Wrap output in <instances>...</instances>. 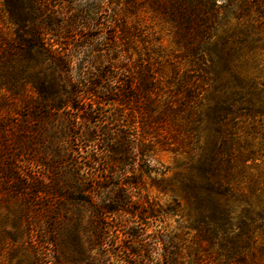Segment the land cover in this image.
<instances>
[{"label": "rangeland", "instance_id": "374dc122", "mask_svg": "<svg viewBox=\"0 0 264 264\" xmlns=\"http://www.w3.org/2000/svg\"><path fill=\"white\" fill-rule=\"evenodd\" d=\"M82 3L84 5L85 0ZM116 3L117 0H106L108 13L111 14L114 9L119 18L139 25L149 42V50H143L142 45L138 47L142 57L145 58L148 54L150 58L156 59L162 68L161 71L169 76L174 65L180 69L181 75L188 69L197 75L198 68H191V60L185 56L183 48L176 44L170 22L148 9H142L136 16H129L120 9L121 5L117 6ZM253 11H256L255 7ZM53 12L62 25L72 14L67 12L63 1L54 7ZM108 13L105 12L104 17L108 16ZM253 17L259 24V29L253 34L254 40H248V43L242 46L237 61L238 71L246 78H242L241 83L247 84L248 87L255 84L252 88L255 96L251 98L249 95L236 102L234 111L227 115L224 121V129H227L225 136L232 131L241 144L245 140L252 142L262 154L264 10L262 14L255 12ZM234 25L236 21L233 19L232 28ZM90 34L101 39L105 30L101 28ZM13 36L14 28L8 23L0 0V121L7 118L16 123L15 117L25 100L33 101L44 96L48 100L43 99V105L37 104L36 109L32 108L27 148L18 151L12 146L11 153L6 152L5 130L0 126V264H96L106 259H110L114 264H124L130 260L141 262L139 257L130 253L128 247L141 252L145 245L150 248L154 241L152 234L161 225H165L169 232L176 235V242L179 243L181 255L186 263L200 259L202 264H227L231 258L227 248L219 240L210 241L203 238L198 227L201 222L199 212L195 205L188 201L181 185L190 173L191 160L201 154V149L210 142L212 132L199 129L189 141L186 138L190 134L187 128L181 129L178 139L162 131L166 140L160 137V144L157 145L155 154L151 155L150 165L158 172L152 176L157 182L166 180V191H161L147 177L144 178L145 188L139 190L110 192L96 189L94 200L99 202L98 205L110 192L109 198L116 202L111 204L112 207L121 210L114 215L106 214V219L102 221L103 226L109 230L101 239L100 222L91 207V198L82 195L81 190L90 188L91 181L100 179L102 171L98 168L89 170L87 165L94 151L102 154L103 160L116 157L119 152L115 153L108 147H115L123 141L122 132H126L130 141L136 135L137 129L133 126L128 110H124L119 123H108L112 131L108 144L107 139L99 134L106 124V117L114 113L112 106L91 105L90 100L81 99V96L79 98L82 104L78 110L65 106L59 110L49 109V101L67 100L69 86L66 85V79L68 77L72 82L79 79L83 53L74 51L72 62L70 65L65 64L64 70L49 59L22 62L18 57L4 53ZM73 42L74 40L69 43ZM107 49L109 47L89 53L90 57H95V68L111 69V54ZM129 54L132 55V61L137 60L138 53L130 50ZM219 70L221 73L218 76L213 73H200L201 85L208 89L203 94L205 106H213L221 96L224 82L231 78L228 73ZM216 73H219L218 70ZM231 80L226 87L232 86L234 80ZM49 83H52L53 87H50ZM104 85L113 89L115 84L113 80H107ZM250 98L252 103L247 101ZM84 102H88V105H84ZM88 116L93 117L92 123L85 121ZM11 125L9 121V127ZM92 131L98 132V136L87 142L84 135ZM79 134L80 137L75 139V135ZM256 165L259 167L251 166L245 175L243 194L235 197L236 200L233 201L235 213L232 216L231 232L232 235H240L242 238L243 233L249 231L246 233L251 236L249 243L243 244L242 248L240 245L241 250L239 249L248 262L253 251L260 255V250L264 248V222L261 220V217H264V159ZM126 171V174L130 175V170ZM259 173L263 175L258 177ZM255 181L258 190L256 195L248 190V185ZM113 183L111 180L103 186L111 188ZM146 202L154 205L159 211L163 209L167 213L165 217L139 221L126 212L137 206L141 207L139 210L142 207L146 209ZM105 203V207L109 205ZM132 229L143 239L142 245L136 244L127 236ZM159 254L160 251H156L153 261H145L143 264L156 263V258H161ZM108 263L107 261L105 264Z\"/></svg>", "mask_w": 264, "mask_h": 264}, {"label": "trees", "instance_id": "16d2710c", "mask_svg": "<svg viewBox=\"0 0 264 264\" xmlns=\"http://www.w3.org/2000/svg\"><path fill=\"white\" fill-rule=\"evenodd\" d=\"M1 1L7 21L14 28L11 44L4 49L5 55L18 57L27 63L40 58L49 59L64 70V65L72 62L74 51L83 53L79 79L76 82L68 77L66 79V85L69 86L67 100L53 99L49 101V109L59 110L65 106L78 110L82 104L79 98L81 96V99L90 100L91 105L112 106L114 113L106 117V124L99 134L107 139L108 144L112 132L108 123H119L124 110H128L133 126L137 129L130 141L126 132H122L123 141L115 147H108L115 153L119 152L116 157L103 160L102 154L94 151L87 165L89 170L98 168L102 171L100 179L91 181L90 188L81 190L82 195L91 198V207L100 222L99 238H104L109 230L103 226L102 221L106 219V214L114 215L121 211L112 207L111 204L115 201L109 198L111 191L143 189L146 185L145 177L161 191L167 190L166 180L157 182L152 177L153 173L158 172L150 165L151 155L155 154L160 137L166 140L162 131L178 139L181 129L187 128L190 134L186 138L190 141L199 129L209 130L212 132L211 140L201 149V154L191 160L190 173L182 181V189L188 201L199 212L201 222L198 227L203 238L219 240L227 248L231 256L227 264H263L264 248L260 250V255L253 251L248 262L239 249L240 245L242 248L243 244L249 243L251 236L246 235L249 231L243 233L241 238L240 235H232L231 226L235 213L233 201L243 194L245 175L251 166L259 167L256 163L264 159V152L261 154L262 151L256 149L252 142L245 140L241 144L232 131L225 136L227 129H224V121L227 115L232 114L239 99L255 96L252 93L255 84L248 87L241 83L242 78H246L238 71L237 60L242 46L248 40H254L253 34L259 29L253 14H262L264 0H117L116 5H121L120 9L129 16H136L142 9H148L171 23L176 44L183 48L185 56L191 60V68H198V71L195 75L188 69L181 75L180 69L172 65L170 76L161 71L156 59L150 58L148 54H145V58L139 54V45L143 46V50H149V42L143 35V30L137 24L128 23L125 18H119L114 9L109 14L106 0H85L84 5V0H61L65 3L67 12H72L64 25L59 24L53 12L54 7L61 3L60 0ZM254 7L256 11H253ZM105 12L108 13L106 17ZM233 19L236 21L234 28L231 26ZM101 28L105 30L101 39L90 34ZM72 40L74 42L69 43ZM104 47H109L107 51L111 54V69L95 68V57L89 55ZM130 50L138 53L136 61H132ZM219 69L228 73L231 78L224 82L221 96L213 106H205L203 94L208 89L201 85L200 73L218 76L221 73ZM231 79L234 83L231 87H226ZM107 80L114 81L113 89L104 85ZM49 85L53 87L52 83ZM251 98L247 101L252 103ZM43 99L45 101L47 97L23 101L22 108L15 117L16 123L7 118L0 121V126L5 130L6 152L11 153L12 146L18 151L29 146L31 111L33 107L36 109L37 104L43 105ZM83 104L88 105V102ZM92 120L93 117L90 116L85 118L89 123ZM9 121L12 123L10 127ZM97 133H85L84 137L90 142L96 139ZM78 137L80 134L75 135V139ZM127 169L130 170V175L126 174ZM262 175L259 173L258 177ZM111 180L114 181L111 188L103 186ZM256 186L257 181L248 185L250 193L257 194ZM96 189L110 191L99 205L94 200ZM105 202L109 204L106 207ZM145 204L146 209L142 207L139 210L141 207L137 206L126 212L139 221L156 217L163 219L167 214L149 202ZM261 220L264 222V217ZM127 236L136 244L142 245L143 239L135 230L132 229ZM152 237L153 245L150 248L147 245L141 247L142 252L128 247L130 253L139 257L141 262L130 260L124 264L153 261L156 251H160L161 258H156L154 264H202L200 259L189 263L184 261L176 235L169 232L165 225L154 231ZM107 261L108 264H114L110 259L100 260L96 264H105Z\"/></svg>", "mask_w": 264, "mask_h": 264}]
</instances>
